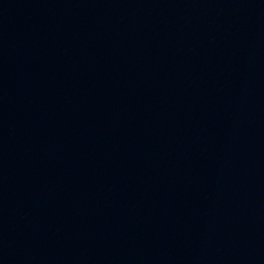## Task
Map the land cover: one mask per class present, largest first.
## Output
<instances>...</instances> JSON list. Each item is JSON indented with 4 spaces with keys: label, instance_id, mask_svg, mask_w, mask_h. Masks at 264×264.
Segmentation results:
<instances>
[{
    "label": "water",
    "instance_id": "water-1",
    "mask_svg": "<svg viewBox=\"0 0 264 264\" xmlns=\"http://www.w3.org/2000/svg\"><path fill=\"white\" fill-rule=\"evenodd\" d=\"M199 264H264V0H238Z\"/></svg>",
    "mask_w": 264,
    "mask_h": 264
}]
</instances>
